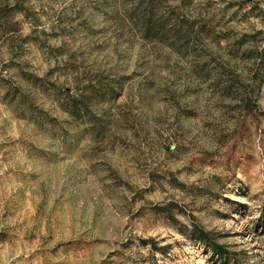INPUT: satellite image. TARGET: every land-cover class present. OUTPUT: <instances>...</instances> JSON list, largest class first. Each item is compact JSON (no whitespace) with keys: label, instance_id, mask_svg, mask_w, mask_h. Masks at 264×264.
Masks as SVG:
<instances>
[{"label":"rangeland","instance_id":"obj_1","mask_svg":"<svg viewBox=\"0 0 264 264\" xmlns=\"http://www.w3.org/2000/svg\"><path fill=\"white\" fill-rule=\"evenodd\" d=\"M264 264V0H0V264Z\"/></svg>","mask_w":264,"mask_h":264},{"label":"trees","instance_id":"obj_2","mask_svg":"<svg viewBox=\"0 0 264 264\" xmlns=\"http://www.w3.org/2000/svg\"><path fill=\"white\" fill-rule=\"evenodd\" d=\"M192 235L194 237V241L202 244L203 247L208 248L216 257L220 259H226L227 264H230L225 250L211 239V236L208 232H205L201 228L194 227Z\"/></svg>","mask_w":264,"mask_h":264}]
</instances>
